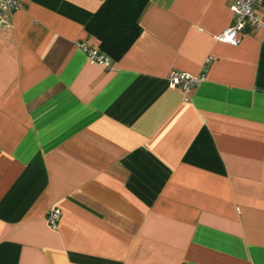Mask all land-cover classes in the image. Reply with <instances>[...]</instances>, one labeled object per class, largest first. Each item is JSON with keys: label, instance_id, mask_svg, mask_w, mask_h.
<instances>
[{"label": "crops", "instance_id": "crops-1", "mask_svg": "<svg viewBox=\"0 0 264 264\" xmlns=\"http://www.w3.org/2000/svg\"><path fill=\"white\" fill-rule=\"evenodd\" d=\"M18 1L0 28V264H264V31L229 45L233 0H149L105 67L79 46L98 47L105 0ZM174 71L205 78L185 97Z\"/></svg>", "mask_w": 264, "mask_h": 264}, {"label": "built area", "instance_id": "built-area-1", "mask_svg": "<svg viewBox=\"0 0 264 264\" xmlns=\"http://www.w3.org/2000/svg\"><path fill=\"white\" fill-rule=\"evenodd\" d=\"M262 0H233L229 6L234 15L233 23L224 31L215 36L219 42L237 46L242 40V35L246 30L264 31V15L260 13ZM20 8L18 0H0V28L8 27L9 14ZM231 37V39H228ZM85 52L89 63L99 64L105 67L110 66V58L101 53L97 47H92L86 42L79 44ZM205 73L191 75L186 72L174 71L170 74L168 81L172 88H180L184 96L187 97L192 89L203 81ZM61 213L59 208L53 207L47 212L46 219L49 225L55 228L59 222Z\"/></svg>", "mask_w": 264, "mask_h": 264}, {"label": "trees", "instance_id": "trees-1", "mask_svg": "<svg viewBox=\"0 0 264 264\" xmlns=\"http://www.w3.org/2000/svg\"><path fill=\"white\" fill-rule=\"evenodd\" d=\"M149 0H105L87 22V33L98 41V50L118 61L141 33L139 18Z\"/></svg>", "mask_w": 264, "mask_h": 264}, {"label": "snow or ice", "instance_id": "snow-or-ice-1", "mask_svg": "<svg viewBox=\"0 0 264 264\" xmlns=\"http://www.w3.org/2000/svg\"><path fill=\"white\" fill-rule=\"evenodd\" d=\"M228 39H231V37H228Z\"/></svg>", "mask_w": 264, "mask_h": 264}]
</instances>
